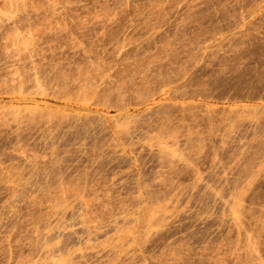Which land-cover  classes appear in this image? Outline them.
<instances>
[{
	"label": "rangeland",
	"instance_id": "374dc122",
	"mask_svg": "<svg viewBox=\"0 0 264 264\" xmlns=\"http://www.w3.org/2000/svg\"><path fill=\"white\" fill-rule=\"evenodd\" d=\"M0 264H264V0H0Z\"/></svg>",
	"mask_w": 264,
	"mask_h": 264
}]
</instances>
